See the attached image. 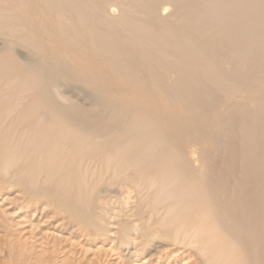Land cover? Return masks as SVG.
<instances>
[{
    "label": "bare ground",
    "instance_id": "obj_1",
    "mask_svg": "<svg viewBox=\"0 0 264 264\" xmlns=\"http://www.w3.org/2000/svg\"><path fill=\"white\" fill-rule=\"evenodd\" d=\"M117 1L0 0V191L71 230L112 193L136 247L264 264V0Z\"/></svg>",
    "mask_w": 264,
    "mask_h": 264
},
{
    "label": "rangeland",
    "instance_id": "obj_2",
    "mask_svg": "<svg viewBox=\"0 0 264 264\" xmlns=\"http://www.w3.org/2000/svg\"><path fill=\"white\" fill-rule=\"evenodd\" d=\"M114 3L118 8L114 13L117 16L121 5L117 0ZM129 33L132 34V29ZM129 38L142 47V41L136 36ZM166 74L175 80L170 72ZM210 147L208 145L207 149ZM194 164L201 167L199 162ZM18 189L7 187L0 191V264H197L189 248L168 249L172 243L170 239L142 238L143 246L136 247V235L132 231L124 235V229L131 222L144 226L149 222L145 220L146 211L139 216L129 212L131 207L134 209L133 200L123 205L118 197L104 192L98 210L105 218L99 219L101 227L86 226L83 218L74 216L71 221L78 228L71 230L69 224L55 226L64 215L52 218L50 212L42 210L43 197L33 198L26 204ZM38 199L40 201H36ZM131 252L134 253L130 257Z\"/></svg>",
    "mask_w": 264,
    "mask_h": 264
}]
</instances>
